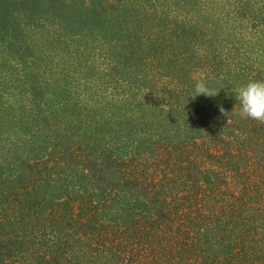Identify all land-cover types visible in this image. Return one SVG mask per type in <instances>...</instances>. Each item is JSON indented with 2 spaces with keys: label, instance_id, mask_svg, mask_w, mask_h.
<instances>
[{
  "label": "trees",
  "instance_id": "trees-1",
  "mask_svg": "<svg viewBox=\"0 0 264 264\" xmlns=\"http://www.w3.org/2000/svg\"><path fill=\"white\" fill-rule=\"evenodd\" d=\"M45 26L105 45L114 84L199 136L140 132L122 154L69 136L0 166V264H264V124L235 100L240 79L264 81V0H207L196 14L160 0H0V46L21 63ZM22 70L40 106L44 84ZM200 76L215 97L196 96Z\"/></svg>",
  "mask_w": 264,
  "mask_h": 264
},
{
  "label": "rangeland",
  "instance_id": "rangeland-1",
  "mask_svg": "<svg viewBox=\"0 0 264 264\" xmlns=\"http://www.w3.org/2000/svg\"><path fill=\"white\" fill-rule=\"evenodd\" d=\"M160 1L173 12L190 14L207 2ZM57 33L48 26L30 30L25 64L0 46V166L40 155L54 140L69 136L110 146L118 154L140 132L152 137L198 138L193 126L150 106L140 93L114 84L101 54L105 45L82 37L66 41ZM25 65L44 84L40 106L27 102L33 84L23 73Z\"/></svg>",
  "mask_w": 264,
  "mask_h": 264
},
{
  "label": "clouds",
  "instance_id": "clouds-1",
  "mask_svg": "<svg viewBox=\"0 0 264 264\" xmlns=\"http://www.w3.org/2000/svg\"><path fill=\"white\" fill-rule=\"evenodd\" d=\"M196 96L215 97L217 93L210 89L203 76L196 79L194 86ZM195 96V97H196ZM235 100L239 104L238 115L243 119H250L264 124V81H249L236 90ZM219 111L223 114L222 106Z\"/></svg>",
  "mask_w": 264,
  "mask_h": 264
}]
</instances>
